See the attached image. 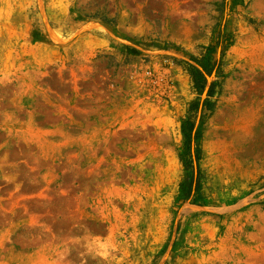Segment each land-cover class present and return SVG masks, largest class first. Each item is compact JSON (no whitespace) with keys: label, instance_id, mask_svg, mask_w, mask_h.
Listing matches in <instances>:
<instances>
[{"label":"rangeland","instance_id":"obj_1","mask_svg":"<svg viewBox=\"0 0 264 264\" xmlns=\"http://www.w3.org/2000/svg\"><path fill=\"white\" fill-rule=\"evenodd\" d=\"M232 1L0 0V264H264V0Z\"/></svg>","mask_w":264,"mask_h":264},{"label":"trees","instance_id":"obj_2","mask_svg":"<svg viewBox=\"0 0 264 264\" xmlns=\"http://www.w3.org/2000/svg\"><path fill=\"white\" fill-rule=\"evenodd\" d=\"M242 3H243L242 0H233L232 1V7L242 5ZM216 48H217V42L214 43L213 45H211L207 49L208 57H206L203 61H197V64H199V66L202 68V70L205 71L208 75H210V71H207L208 63L206 62V59L211 57V55L216 51ZM205 62H206V64H205ZM192 70H193L192 79L194 82V86H195L197 91L201 92L202 91L201 86H203V84H205V77L201 72L197 71L196 69H192ZM214 85H215V83H211L209 85L208 90H207L208 96H212V90H213ZM183 131H185L184 128H183ZM188 134H189V132H188ZM197 155H198V151H197ZM182 186H183L182 188H184L185 184H183Z\"/></svg>","mask_w":264,"mask_h":264}]
</instances>
